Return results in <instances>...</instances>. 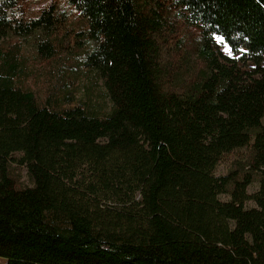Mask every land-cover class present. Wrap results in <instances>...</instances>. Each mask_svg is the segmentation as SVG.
<instances>
[{
	"label": "trees",
	"instance_id": "16d2710c",
	"mask_svg": "<svg viewBox=\"0 0 264 264\" xmlns=\"http://www.w3.org/2000/svg\"><path fill=\"white\" fill-rule=\"evenodd\" d=\"M0 257L264 264V0H0Z\"/></svg>",
	"mask_w": 264,
	"mask_h": 264
},
{
	"label": "rangeland",
	"instance_id": "374dc122",
	"mask_svg": "<svg viewBox=\"0 0 264 264\" xmlns=\"http://www.w3.org/2000/svg\"><path fill=\"white\" fill-rule=\"evenodd\" d=\"M220 36H215V39L218 43L220 51L227 57H230L231 59L236 60L241 65H243L246 69L251 70L254 67V64L251 61H246L245 59V49H240L239 51H234L225 41L224 39H218ZM16 157L21 156V153H17L15 155ZM229 160L227 162H223L219 165L217 174H225L229 170ZM24 170V175H25ZM252 204V203H250ZM0 264H7V259L0 257Z\"/></svg>",
	"mask_w": 264,
	"mask_h": 264
},
{
	"label": "snow or ice",
	"instance_id": "6c2138e0",
	"mask_svg": "<svg viewBox=\"0 0 264 264\" xmlns=\"http://www.w3.org/2000/svg\"><path fill=\"white\" fill-rule=\"evenodd\" d=\"M218 39H221L222 40V39H224V37H219Z\"/></svg>",
	"mask_w": 264,
	"mask_h": 264
}]
</instances>
